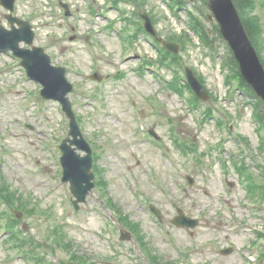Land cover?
Listing matches in <instances>:
<instances>
[{
    "label": "rangeland",
    "instance_id": "rangeland-1",
    "mask_svg": "<svg viewBox=\"0 0 264 264\" xmlns=\"http://www.w3.org/2000/svg\"><path fill=\"white\" fill-rule=\"evenodd\" d=\"M181 1V7L169 0L16 1L15 14L34 24L35 45L67 68L75 88L70 99L83 136L94 144L99 173L87 202L75 210L69 184L61 183L59 145L69 120L59 103L41 97L42 87L17 59L0 53V183L22 201L13 200L10 211L0 202V264H68L73 258L78 264H249L264 203L250 207L243 179L264 180L257 166L264 168V124L254 117L256 100L229 82L235 72L225 50L211 52L192 31L196 18L211 34L214 22L204 23L210 11L203 0ZM140 10L154 16L164 40L180 44L177 61L160 60L162 46L143 32ZM6 14L0 6V24L8 25ZM252 14L264 30V0ZM133 30L138 36L131 42ZM186 67L213 96L202 105L175 88ZM95 72L101 81L91 79ZM208 106L214 117L204 113ZM261 193L253 189L259 199ZM178 209L198 225L175 226ZM16 210L24 215L12 232L20 231L25 245L20 238L7 241L8 214L11 221ZM121 232L130 239L120 240ZM257 245L264 254V241Z\"/></svg>",
    "mask_w": 264,
    "mask_h": 264
},
{
    "label": "water",
    "instance_id": "water-1",
    "mask_svg": "<svg viewBox=\"0 0 264 264\" xmlns=\"http://www.w3.org/2000/svg\"><path fill=\"white\" fill-rule=\"evenodd\" d=\"M0 2L7 9L14 10L15 0H0ZM208 6L213 14L211 17L218 22L221 34L238 62L242 78L264 102V66L251 43L233 0H208ZM141 16L145 20L147 32L157 41H162L149 15L142 11ZM7 18L12 25V30L0 25V51H12L15 56L21 58L22 65L29 77L43 85L42 96L46 99L59 101L70 118L69 137L61 145L63 153L61 162L63 165V182L70 183V190L75 197L73 204L76 209H79V204L86 202V198L94 188L95 183L92 172V150L80 131L71 101L67 96L73 91V86L66 79L65 69L52 66L50 57L42 48L26 49L20 47L21 42L29 45L33 43L34 32L31 25L12 15H8ZM15 23L20 27H15ZM163 46L171 52H178L180 49L179 45L171 42H163ZM186 73L196 95L202 100H208L209 94L195 73L189 68L186 69ZM78 151H83L86 155L83 156ZM174 222L178 226L188 227H195L197 224V221L185 218L184 215H181Z\"/></svg>",
    "mask_w": 264,
    "mask_h": 264
},
{
    "label": "trees",
    "instance_id": "trees-1",
    "mask_svg": "<svg viewBox=\"0 0 264 264\" xmlns=\"http://www.w3.org/2000/svg\"><path fill=\"white\" fill-rule=\"evenodd\" d=\"M171 2H173L174 4H177L178 7L179 6H183L185 2H182L181 0H169ZM204 3H206V0H203ZM241 18L244 22L245 28L247 30V33L249 34V37L253 43V45L256 47L259 56L261 57L263 63H264V30L262 29V25L259 22V20L254 17V15L252 14L256 7H257V0H234ZM195 21L193 22V24H195L192 29L197 32L203 43L210 48V50L216 54V51H218L219 49L217 48H222L225 50V53L227 54V67L231 68L232 71L235 72V76L239 79V84L240 87L242 88V90H244L249 96L254 98V94L252 93V91L247 87V85L245 84V82L240 78V74L238 71V65L237 62L235 60V58L233 57L231 51L229 50L228 46L226 45L225 41L221 38L218 28L217 26L214 24L212 25V30H211V34L208 33V31L206 30V27L203 23H199L197 21L196 18H193ZM218 45V46H217ZM169 55V54H168ZM173 61H177L178 60V56H174L171 55ZM225 65V63H224ZM176 85V82L174 83ZM181 94H185L186 92H190L193 94L190 86L187 83H183L181 84L180 87L176 88ZM193 99L195 101L194 104L197 105V102L199 103L198 99L194 96ZM212 108L209 107L206 109L205 113L206 115H211L213 116L212 113ZM256 116L258 117V119L260 120V122L262 124H264V104L262 102H260L259 100L256 101ZM220 124V123H219ZM221 125V124H220ZM235 158L233 157V160ZM244 169V168H242ZM247 180L249 181V187H250V191L252 193V197L255 198L256 195L253 194V189H259L262 188V197L264 198V181L262 183H257L254 181L253 176L249 175L247 176ZM2 193L4 195V197L9 201L10 206H15L12 205L13 200L17 199L19 202L20 201V197H16L15 193L13 191H11L10 186L8 185H3V187L1 188ZM257 198V197H256ZM264 201V199H262ZM22 205V204H21ZM130 228L133 227V225L130 223ZM12 239H17L14 237V234L11 235Z\"/></svg>",
    "mask_w": 264,
    "mask_h": 264
}]
</instances>
